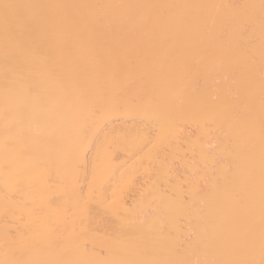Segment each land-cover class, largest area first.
<instances>
[{
	"label": "bare ground",
	"instance_id": "1",
	"mask_svg": "<svg viewBox=\"0 0 264 264\" xmlns=\"http://www.w3.org/2000/svg\"><path fill=\"white\" fill-rule=\"evenodd\" d=\"M0 264H264V0H0Z\"/></svg>",
	"mask_w": 264,
	"mask_h": 264
}]
</instances>
